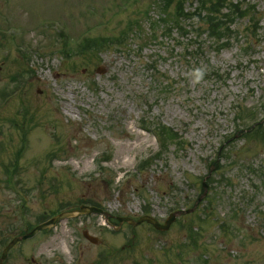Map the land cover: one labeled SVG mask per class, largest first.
<instances>
[{
    "label": "rangeland",
    "instance_id": "rangeland-1",
    "mask_svg": "<svg viewBox=\"0 0 264 264\" xmlns=\"http://www.w3.org/2000/svg\"><path fill=\"white\" fill-rule=\"evenodd\" d=\"M239 3L217 47L197 18L184 39L163 28L157 0H0V240L25 227L22 197L32 223L81 200L177 212L165 231L66 219L5 264H264V0ZM157 125L170 139L154 159Z\"/></svg>",
    "mask_w": 264,
    "mask_h": 264
},
{
    "label": "trees",
    "instance_id": "trees-1",
    "mask_svg": "<svg viewBox=\"0 0 264 264\" xmlns=\"http://www.w3.org/2000/svg\"><path fill=\"white\" fill-rule=\"evenodd\" d=\"M189 1L190 0H157V3L163 10L160 17V23L163 28L166 26L169 32L176 28L181 37L184 38L190 33L189 30L199 33V27H196L194 24L191 25L190 23H186L197 18L201 20L203 26H207V30L203 33L209 38H212L217 47H220L219 41L221 36L223 37V34H218V28L222 27V22L227 20L230 15L235 16L236 13L244 14L247 12L246 5L238 3L240 0H195L197 2V7L193 11L187 6ZM244 1L245 0H243V2ZM224 7L227 9L226 13H222ZM154 22L157 21H153L152 24ZM123 37L125 38V36ZM169 133L167 128H162L163 139L168 142L170 139Z\"/></svg>",
    "mask_w": 264,
    "mask_h": 264
},
{
    "label": "water",
    "instance_id": "water-1",
    "mask_svg": "<svg viewBox=\"0 0 264 264\" xmlns=\"http://www.w3.org/2000/svg\"><path fill=\"white\" fill-rule=\"evenodd\" d=\"M92 212H102L101 209H98L97 207H93V206H87V205H83L81 207L80 210H77V211H70V212H67V213H64L52 220H49L48 222L38 226L35 230H33L31 233L27 234L24 236V238H28V237H33L39 230H41L42 228H45L47 226H52L54 225L55 223H57V221L63 217H67V216H74L76 214H80V213H92ZM176 218V213L173 214L170 219H168V221L165 223V224H160L156 219L150 217V216H145V217H142L141 219H139L138 221H134L133 219L131 218H120V221L123 223L124 221H128L134 225H137L139 223H141L142 221L144 220H147L148 222L152 223L156 228L160 229V230H167L169 229L171 223L175 220ZM85 236L90 239L91 241L93 242H97L98 241V238L96 237H93L91 236L87 231L85 232ZM20 239V238H16L15 240H13L9 245L8 247L6 248L5 250V254H4V257L7 256V253L9 251V249L17 242V240ZM2 262V260H0V263Z\"/></svg>",
    "mask_w": 264,
    "mask_h": 264
}]
</instances>
